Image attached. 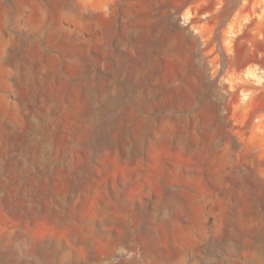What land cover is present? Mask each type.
I'll return each mask as SVG.
<instances>
[{"label":"rangeland","instance_id":"rangeland-1","mask_svg":"<svg viewBox=\"0 0 264 264\" xmlns=\"http://www.w3.org/2000/svg\"><path fill=\"white\" fill-rule=\"evenodd\" d=\"M0 264H264V0H0Z\"/></svg>","mask_w":264,"mask_h":264}]
</instances>
